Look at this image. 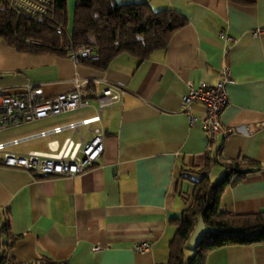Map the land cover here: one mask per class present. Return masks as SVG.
Here are the masks:
<instances>
[{
  "label": "crops",
  "instance_id": "crops-1",
  "mask_svg": "<svg viewBox=\"0 0 264 264\" xmlns=\"http://www.w3.org/2000/svg\"><path fill=\"white\" fill-rule=\"evenodd\" d=\"M114 1L171 9L187 24L165 49L142 61L119 54L105 70L75 64L66 55L19 51L0 38V95L31 83L51 98L71 91L74 76L124 90L119 102L101 111L104 150L93 168L74 178H40L0 165V264H38L41 259L166 264L176 221L190 206L193 185L207 163L211 181L221 178L230 162L259 164L224 189L219 205L230 214L264 212V0ZM225 65L231 82L228 105L220 114L224 135L209 145L203 105H191L190 121L182 97L188 82L216 83ZM92 105L9 129L0 133V141L90 117L96 111ZM36 124L34 130L3 135ZM68 135L64 131L54 138L61 143ZM47 141L31 138L9 149L46 151ZM142 242L148 247L137 252ZM189 247H183L186 256L193 253ZM205 264H264V244L217 248Z\"/></svg>",
  "mask_w": 264,
  "mask_h": 264
},
{
  "label": "trees",
  "instance_id": "trees-1",
  "mask_svg": "<svg viewBox=\"0 0 264 264\" xmlns=\"http://www.w3.org/2000/svg\"><path fill=\"white\" fill-rule=\"evenodd\" d=\"M252 4L255 0H232ZM54 20L67 29L66 0L54 1ZM187 24V20L171 9L154 11L146 2L119 3L114 0H77L70 40L74 45H91L98 58L84 63L97 70H105L111 60L122 53L139 61L147 59L154 51L167 47L171 37ZM53 22L47 16L39 17L28 12L20 15L8 0H0V38L23 52L66 55L57 46ZM66 40V39H65ZM29 41L38 42L31 45ZM67 41V40H66ZM67 43V42H66ZM92 83L89 88H92ZM260 166L252 160L230 162L221 178L211 181L209 163L200 170V180L195 182L190 206L176 221L177 230L169 244L166 264H205L207 254L229 245L264 244V212L230 214L220 209V197L227 186L240 182L245 174ZM202 217L212 232L206 233L193 253L186 256L184 245L197 222ZM3 231V228L0 229ZM41 264H64L46 259Z\"/></svg>",
  "mask_w": 264,
  "mask_h": 264
},
{
  "label": "built area",
  "instance_id": "built-area-1",
  "mask_svg": "<svg viewBox=\"0 0 264 264\" xmlns=\"http://www.w3.org/2000/svg\"><path fill=\"white\" fill-rule=\"evenodd\" d=\"M54 1L8 0V3L18 15L28 12L39 17L47 16L53 22L56 34L62 37L57 47L65 49L66 56L73 63L96 60L98 56L91 45H74L64 25L54 20ZM257 34L258 32L254 33ZM220 36H225L224 30L220 31ZM29 44L39 45L35 41H29ZM219 73L218 81L213 84L188 82L187 92L182 97L183 110L190 121L193 120L190 114L191 105L194 103L203 105L205 116L202 119V127L209 145L223 134L220 114L228 105L227 84L231 82L230 67L223 66ZM73 83L74 88L71 91L51 98H44L42 88L31 83H26L16 93L0 95V133L27 123L93 106L92 102H95L96 110L90 117L43 129L23 139L0 141V165L26 170L40 178H74L98 164L104 150L105 139V131L100 124L101 111L119 102L124 90L110 83H100L77 76H74ZM90 83L93 85L92 88H89ZM64 131H69L70 135L59 143L54 136ZM31 138H47L48 150L17 153L9 149L10 146ZM147 247L148 244L142 242L135 246V250L143 252Z\"/></svg>",
  "mask_w": 264,
  "mask_h": 264
},
{
  "label": "water",
  "instance_id": "water-1",
  "mask_svg": "<svg viewBox=\"0 0 264 264\" xmlns=\"http://www.w3.org/2000/svg\"><path fill=\"white\" fill-rule=\"evenodd\" d=\"M213 229L209 228L203 221L202 217H198L196 224L193 227V230L191 231L187 243L193 247L196 248L199 243L201 242L202 238L206 233L212 232Z\"/></svg>",
  "mask_w": 264,
  "mask_h": 264
},
{
  "label": "rangeland",
  "instance_id": "rangeland-1",
  "mask_svg": "<svg viewBox=\"0 0 264 264\" xmlns=\"http://www.w3.org/2000/svg\"><path fill=\"white\" fill-rule=\"evenodd\" d=\"M76 1L77 0H66V18H67V29H68L69 33H71V31H72L73 13H74V7H75V4H76ZM37 127H38V124L33 125V126H29V127L28 126L27 127H22L20 129L13 130L11 132L10 131L6 132L3 135L6 136V135H9V134H20V133H23L24 131L34 130ZM189 249H193V248L189 247ZM38 264H41V263L39 262Z\"/></svg>",
  "mask_w": 264,
  "mask_h": 264
}]
</instances>
